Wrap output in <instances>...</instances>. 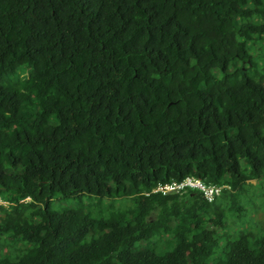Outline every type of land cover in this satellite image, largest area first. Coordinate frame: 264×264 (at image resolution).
<instances>
[{
	"label": "trees",
	"instance_id": "trees-1",
	"mask_svg": "<svg viewBox=\"0 0 264 264\" xmlns=\"http://www.w3.org/2000/svg\"><path fill=\"white\" fill-rule=\"evenodd\" d=\"M263 174L264 0H0V264H264Z\"/></svg>",
	"mask_w": 264,
	"mask_h": 264
},
{
	"label": "rangeland",
	"instance_id": "rangeland-1",
	"mask_svg": "<svg viewBox=\"0 0 264 264\" xmlns=\"http://www.w3.org/2000/svg\"><path fill=\"white\" fill-rule=\"evenodd\" d=\"M257 62L261 63L259 58ZM261 65L258 64L259 67L256 71L260 72ZM247 184L250 185L246 186L245 192L238 199L239 211H226L224 227L218 231V234L221 235L220 244L222 246L228 239L235 240L240 234H250L257 240H264V174L254 181L247 182ZM76 205L75 200H61L54 202L53 209L62 212L66 209L75 208ZM86 207L85 210L89 211L91 217L96 219L106 218L110 213L116 211L134 210L136 205L129 197L103 198L100 200L90 198ZM79 216L81 219L84 218L82 213ZM4 250L5 248H3Z\"/></svg>",
	"mask_w": 264,
	"mask_h": 264
},
{
	"label": "built area",
	"instance_id": "built-area-1",
	"mask_svg": "<svg viewBox=\"0 0 264 264\" xmlns=\"http://www.w3.org/2000/svg\"><path fill=\"white\" fill-rule=\"evenodd\" d=\"M195 188L203 192L204 197L208 201L214 200V198L219 195L221 188L215 186H205L200 181L194 180L192 178H187L180 183L173 182L162 187H158L156 192L169 193V192H179L186 188Z\"/></svg>",
	"mask_w": 264,
	"mask_h": 264
}]
</instances>
